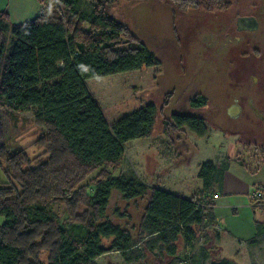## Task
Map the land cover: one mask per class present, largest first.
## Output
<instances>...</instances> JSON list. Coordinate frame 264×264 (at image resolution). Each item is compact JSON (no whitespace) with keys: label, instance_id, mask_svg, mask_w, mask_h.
<instances>
[{"label":"trees","instance_id":"obj_1","mask_svg":"<svg viewBox=\"0 0 264 264\" xmlns=\"http://www.w3.org/2000/svg\"><path fill=\"white\" fill-rule=\"evenodd\" d=\"M115 1L44 0L37 16L21 23H11L0 11V215L5 217L0 225V264H94L111 250L137 261L145 251L154 255L156 249L178 256L182 264L207 260V250L193 242L215 223L209 197L222 184L225 164L202 162L197 174L202 186L189 198L149 186L134 174L112 176L106 170L121 164L124 142L150 135L156 115L171 97L166 93L159 106L148 102L109 123L90 93L87 79L160 63L108 12ZM172 1L182 11L226 7L222 0ZM9 29L12 39L5 51ZM188 103L201 108L207 99L195 94ZM1 107L31 111L41 134L11 149ZM163 126L173 132L187 128L199 136L207 133L204 119L194 114H172L163 118ZM30 146L39 152L30 155ZM98 169L91 182L83 183ZM112 189L126 200L146 199L136 238L104 219ZM53 204L64 206L63 219L52 210ZM255 223L251 245L264 239V222ZM194 248L197 256L189 253Z\"/></svg>","mask_w":264,"mask_h":264},{"label":"rangeland","instance_id":"obj_2","mask_svg":"<svg viewBox=\"0 0 264 264\" xmlns=\"http://www.w3.org/2000/svg\"><path fill=\"white\" fill-rule=\"evenodd\" d=\"M222 1L226 3L222 9L193 6L182 11L172 0H116L108 12L126 25L160 63L90 78L85 83L109 123L148 102L159 106L165 94L171 93L169 105L156 115L150 135L124 142L121 164L106 170L112 176L134 174L149 186L189 198L202 186L197 176L202 162L225 164L222 184L211 195L221 250L211 241L210 229H202L193 245L207 250L205 264L234 251L241 252L240 264H264V239L258 244L248 243L256 232L255 222L264 221V203L254 204L250 199L255 187H264V0ZM239 17L254 19L257 29L237 31L234 26ZM6 37L5 51L12 39L10 29ZM194 92H201L207 99V104L197 110L190 109L187 101ZM233 105L236 116L228 112ZM188 111L203 117L205 135L187 128L176 133L164 129L162 117ZM1 117L11 149L25 146L41 134L31 111L1 107ZM177 135L180 141H176ZM38 152L36 147H28L30 155ZM99 170L83 183L91 182ZM145 200H126L112 189L104 219L136 238ZM52 210L60 219L65 217L63 205L53 204ZM4 221L0 215V225ZM177 249L181 254L179 241ZM195 252V248L189 251L197 256ZM153 256L145 251L142 259L146 264H172L177 260L164 250L156 249ZM40 258L44 260L45 253ZM108 261L134 264L116 250L96 258L94 264Z\"/></svg>","mask_w":264,"mask_h":264},{"label":"crops","instance_id":"obj_3","mask_svg":"<svg viewBox=\"0 0 264 264\" xmlns=\"http://www.w3.org/2000/svg\"><path fill=\"white\" fill-rule=\"evenodd\" d=\"M43 1L44 0H0V11H5L8 14V18L11 23H21L36 17L40 11ZM215 225L216 223L207 227L206 229H210V236L212 239L211 241L214 244L217 243L218 247L221 250V246L219 245L220 233L219 230L215 228ZM216 233H218V237H216ZM225 256L235 259L238 264H240L241 262V259H239L241 257L240 251H234L233 254H225Z\"/></svg>","mask_w":264,"mask_h":264},{"label":"flooded vegetation","instance_id":"obj_4","mask_svg":"<svg viewBox=\"0 0 264 264\" xmlns=\"http://www.w3.org/2000/svg\"><path fill=\"white\" fill-rule=\"evenodd\" d=\"M247 18H249V17H247ZM254 20V19H253ZM257 20V19H256ZM258 21V20H257ZM254 22H255V27L253 28V29H251V26H252V23H251V21H242V22H240L239 23V25L237 24V20H236V22H235V29L237 30V31H250V30H254V29H257V27H258V22H256L255 20H254ZM225 35H226V37H227V39H228V42H231L232 40L228 37L229 36V32H226L225 33ZM226 43V42H225ZM195 94H202L201 92H194V93H191L188 97H187V101H189V99L193 96V95H195ZM168 105H169V102H168V104L166 105V107H164V108H167L168 107ZM188 105H189V103H188ZM190 107V106H189ZM190 109H192V110H197V109H199V108H191L190 107ZM165 111V109H163V111H162V113ZM180 113H187V114H194V115H197V116H201V115H199V113H193V112H191V111H188V112H171L168 116H164V117H162V120H161V123H162V125H163V118H170L171 117V115L172 114H180ZM202 117V116H201ZM203 118V117H202ZM164 127V126H163ZM165 129V128H164ZM166 130V129H165ZM169 131H171V130H169ZM171 132H173V131H171ZM176 132H179V131H176ZM176 132H173V133H176ZM176 141H180V136L179 135H177L176 136ZM112 251V250H111ZM111 251H108V252H106V253H104V254H102L101 256H99L100 258L101 257H103L105 254H107V253H110ZM150 255L152 256V257H154L151 253H150ZM98 257V258H99ZM177 257L178 256H175V258L177 259ZM220 257H222V256H220ZM220 257H218V258H220ZM233 259V258H232ZM149 260H151V259H149ZM235 260V259H234ZM236 261V260H235ZM134 262V264H146L145 262L146 261H143V259H140V260H137V261H133ZM237 264H238V262H236ZM106 264H112V263H110L109 261L106 263ZM156 264H164L163 262H157ZM172 264H182L180 261H179V259H177V260H175V262H173Z\"/></svg>","mask_w":264,"mask_h":264},{"label":"water","instance_id":"obj_5","mask_svg":"<svg viewBox=\"0 0 264 264\" xmlns=\"http://www.w3.org/2000/svg\"><path fill=\"white\" fill-rule=\"evenodd\" d=\"M242 21H251L252 26L251 29H253L256 25L255 22L252 18H247V17H239L237 19V24L239 25L240 22ZM230 116H236L237 112L235 111V106L233 105L231 108L228 110ZM208 264H237L236 261L232 258L222 256L220 258H212L209 260Z\"/></svg>","mask_w":264,"mask_h":264},{"label":"built area","instance_id":"obj_6","mask_svg":"<svg viewBox=\"0 0 264 264\" xmlns=\"http://www.w3.org/2000/svg\"><path fill=\"white\" fill-rule=\"evenodd\" d=\"M215 194H213L214 196ZM209 199L212 201V198L209 197ZM250 199L252 203L254 204H263L264 203V187L263 186H257L250 192ZM198 205H201V203H198Z\"/></svg>","mask_w":264,"mask_h":264}]
</instances>
